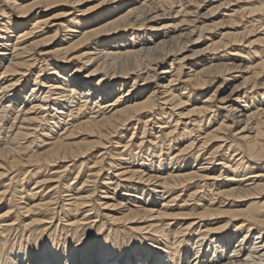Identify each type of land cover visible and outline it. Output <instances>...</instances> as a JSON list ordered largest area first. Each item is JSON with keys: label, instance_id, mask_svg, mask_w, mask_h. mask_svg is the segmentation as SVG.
Returning a JSON list of instances; mask_svg holds the SVG:
<instances>
[{"label": "bare ground", "instance_id": "6f19581e", "mask_svg": "<svg viewBox=\"0 0 264 264\" xmlns=\"http://www.w3.org/2000/svg\"><path fill=\"white\" fill-rule=\"evenodd\" d=\"M0 17V264H264V0Z\"/></svg>", "mask_w": 264, "mask_h": 264}, {"label": "rangeland", "instance_id": "374dc122", "mask_svg": "<svg viewBox=\"0 0 264 264\" xmlns=\"http://www.w3.org/2000/svg\"><path fill=\"white\" fill-rule=\"evenodd\" d=\"M12 14H13V16L15 17V18H17V14L15 13V12H12ZM2 17H0V19H1ZM60 23V22H59ZM256 37L254 36V37H252V39H255ZM241 48V47H240ZM218 80H216V82H217ZM221 81V80H220ZM215 82V83H216ZM207 91V90H206ZM206 91H204L203 93H205ZM232 141H235L234 139H231ZM204 152H206V151H204ZM206 157H208V156H205V158ZM204 159V158H203ZM202 163L204 164V162L202 161ZM127 167H128V165H126ZM211 167H213V165H211ZM112 172V171H111ZM100 192V193H99ZM96 195H95V199H97L99 196H101L102 194H101V191H99ZM187 191H181V192H179L180 194H182V197L185 195V193H186ZM47 194H49V192L48 191H45L44 193H43V195L44 196H46V197H48V195ZM99 195V196H98ZM62 198H63V196H65V194L63 193L62 195ZM169 196V194H167L166 196H165V198H167ZM56 197V196H55ZM97 197V198H96ZM62 198H61V200H62ZM119 199V200H124L123 198H121L120 196H117L116 197V199ZM227 202L226 203H228L229 202V200H226ZM160 202H163V201H160ZM194 201H192V202H190V203H188V204H192ZM125 203H127V201L126 202H124V204ZM180 203H182V204H180ZM179 204L180 205H183V202H180ZM96 204H102V203H99V202H96ZM134 204V203H133ZM173 206V205H172ZM174 206H175V204H174ZM4 208V210H6V208L5 207H3ZM118 208H120V207H118ZM124 208V207H123ZM159 209L160 208V206H156V208L155 209ZM191 207H189V209H190ZM103 209V208H102ZM2 208L0 209V211H4ZM114 211H116V210H114ZM180 210H178V209H175V210H173L172 212L174 213H178ZM187 212L188 211H190V210H186ZM100 212H101V215L99 216V217H96L95 215V213H94V211H93V213H90L89 214V216H92L93 218L91 219V220H89V221H93V219H95L97 222H100L101 220H103V221H105L106 223L105 224H107L106 225V227L105 228H107L109 225H111L112 224V220L111 219H107V217H106V212L107 211H104V212H102L101 210H100ZM170 213H171V210L169 211ZM122 213H120L119 215H121ZM155 215V217H157V215L158 214H154ZM173 216H175L174 217V219H173ZM173 216H165L164 218H162V220H164V221H166V222H169V223H178V222H189V221H191V220H193V219H190V218H194V217H190V218H188V219H185V217L183 218V217H178V218H176V215H173ZM83 218V216H80L79 218ZM172 217V218H171ZM224 218H222L221 220H223ZM109 220V221H108ZM175 220V221H174ZM181 220V221H180ZM174 221V222H173ZM178 221V222H177ZM217 221L218 222H220L218 219H217ZM216 221V222H217ZM212 224L213 223H215V221H213V222H211ZM96 224V223H95ZM119 226H122L123 225V223L122 222H120V223H117ZM130 225V224H129ZM233 225V224H232ZM231 229V228H230ZM232 229H233V226H232ZM15 234V235H14ZM14 235V236H13ZM18 235V236H17ZM89 235H91V233H89ZM20 233L18 232V231H14L12 234H11V242H12V244L13 243H16L17 241H19V239H20ZM15 238H16V240H15ZM87 238H88V236H87ZM89 239H90V244L88 245V243L87 242H85V244L83 243L82 244V249H80L81 251L83 250L84 252H85V250H86V253H88V254H96L97 253V251H98V244L100 243V240L98 239V237L96 236L95 237V235H91L90 237H89ZM237 239V238H236ZM93 240V241H92ZM131 240H132V242H136L137 240H136V238H134V237H132L131 238ZM130 239H128V240H125L124 241V243H127V242H129V241H131ZM235 241L236 240H234V242L232 243V245H234L235 244ZM93 242V243H92ZM86 245V246H85ZM84 246V247H83ZM90 249V250H89ZM95 250H97V251H95Z\"/></svg>", "mask_w": 264, "mask_h": 264}]
</instances>
